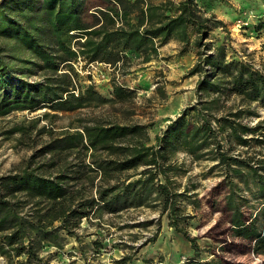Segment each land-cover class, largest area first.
<instances>
[{
	"label": "rangeland",
	"instance_id": "rangeland-1",
	"mask_svg": "<svg viewBox=\"0 0 264 264\" xmlns=\"http://www.w3.org/2000/svg\"><path fill=\"white\" fill-rule=\"evenodd\" d=\"M196 4L201 10L213 13L227 23L228 32L215 29L206 39L207 42L213 41L215 45L225 43L228 59L238 57L258 66L264 62V0H196ZM109 6L111 4L106 0H89L82 10V18L86 22H93L94 12ZM79 39L76 35L71 39L72 50L77 48ZM0 42L7 47V61L28 82H44L47 79H52L51 83L55 85L67 82L60 77L67 68L64 64L58 67L57 73L47 75V71L39 66L41 61L19 47L17 40L7 37L0 39ZM159 48L156 56L149 51L141 54L126 51L117 65L103 62L86 64L81 58L74 63L78 72L75 81L79 85L84 87L93 83L104 96L113 98L114 80L125 86L130 92L128 96L73 111H58L41 105L35 110L14 109L0 114V178L22 172L27 165L46 176H56L63 168L66 174L72 176L66 180L69 189L82 190L75 203H85L89 194L96 193V187L100 186L102 180V173L97 171V164L92 161L103 164L109 159L121 160L123 153L111 147H98L97 151L88 149L83 145L87 144L86 140L83 144L76 141L71 147L45 151L51 142L94 123L139 124L145 128L146 135H128L116 140V143L131 145L142 141L146 145L158 146L156 136L168 131L171 121L182 109L198 99V75H188L197 59L196 51L181 55L178 41ZM12 54L25 60L12 59ZM18 79L17 76L11 78L7 91H11V86ZM234 99L231 96L221 100L220 104L230 105ZM252 109L257 113H243L239 122L255 126L264 119V105L255 102ZM216 113L217 116L224 115L220 109ZM193 116V113L187 116L190 126L195 119ZM262 132L264 129L260 128L256 134L246 136L262 138ZM213 139L222 142L220 137ZM212 145L214 147L201 151L204 155L200 158L178 145L175 147L173 143L166 150L167 164L171 165L170 181H166L162 174L159 178L168 184L172 193L179 194L176 219L182 231L171 226L169 210H164L163 203L156 199L157 194H152L146 204L139 207H128L118 213L104 211L98 215L92 211L90 216L73 218L67 223L75 232L70 235L68 229L59 228L62 223L59 219L50 224V217L46 215L49 201L43 200L38 204V199L26 192L10 193L6 188V198L15 204L20 215L29 218L26 222L28 226L42 216L43 222L49 226L47 229L57 227L51 233L56 244L41 241L35 248L39 261L30 259L26 254L17 256L12 252L4 253L6 246L3 236L6 231L1 230L0 264H118L117 260L126 254L131 255L132 260L125 264H184L195 254L189 238H195L198 245L196 257L201 260L220 257L229 264H264V253L255 251V241L234 233L232 212L227 204L232 191L229 184L231 181L237 183L235 197L249 221L258 214L263 199L256 194L253 181L247 187L242 179L229 173L226 164L214 157L215 153H205L215 148L216 143ZM160 147L164 149L167 146L163 144ZM224 149L229 150V155L241 159L264 157L262 142L251 141L250 146L224 144ZM142 168L113 170L104 177L120 185L128 175L140 172ZM137 177L139 175L131 180ZM260 227L264 232V223ZM151 238L154 240L148 242ZM28 239H32L34 244L37 242L34 234H31V238H25Z\"/></svg>",
	"mask_w": 264,
	"mask_h": 264
},
{
	"label": "trees",
	"instance_id": "trees-1",
	"mask_svg": "<svg viewBox=\"0 0 264 264\" xmlns=\"http://www.w3.org/2000/svg\"><path fill=\"white\" fill-rule=\"evenodd\" d=\"M106 1L111 6L95 11L93 22H86L82 18V10L89 0H0V39L10 37L17 40L19 47L41 61L39 66L47 71V75L57 73L61 64L67 67L62 72L64 75L60 76L67 80L66 83L55 85L51 83L52 79L28 82L7 61V47L0 42V114H7L14 109L35 110L41 105H48L58 111H73L128 96L130 92L125 86L114 80L113 98L104 96L93 83L84 87L79 85L75 81L78 72L74 63L81 58L86 64L103 62L117 65L123 60L126 51L140 54L149 51L156 56L159 46L170 38L179 42L181 55L191 50L197 53L188 75H198V99L196 103L182 109L171 121L168 131L156 136L158 146L146 145L142 141L131 145L116 143V140L128 135L145 134V128L139 124L94 123L51 142L45 151L71 147L76 141L83 144L86 140L87 144L83 145L88 149L97 151L98 147H111L123 153L121 160L109 159L103 164L92 161L97 164V171L102 173V180L100 186L96 187L95 194L98 196L89 194L85 203H75L82 190L69 189L66 180L72 176L66 174L63 168L56 176H46L27 165L22 172L0 178V231H6L3 236L6 246L4 253L12 252L17 256L26 254L30 259L39 261L35 248L43 240L56 244L51 233L57 230V227L47 229L49 226L43 222L42 216L28 226L26 222L29 218L20 215L15 204L6 198V188L10 193L26 192L30 197L37 198L38 204L43 200L49 201L46 215L50 217V224L59 219L62 222L59 228L68 229L70 235L75 234L67 226L71 219L90 216L92 211L98 215L104 211L118 213L128 207H139L146 204L152 194H157L156 199L163 203V209L169 210L171 226L182 231L176 219L179 194L172 193L168 184L159 178L162 174L166 181H170L171 165L167 164L166 150L173 143L175 147L178 145L200 158L204 155L201 151L214 147V142L215 148L205 153H215L214 157L226 164L229 173L242 179L247 187L253 181L256 194L263 199L258 214L249 221L235 197L237 183L231 181L229 184L232 191L227 204L232 212L231 223L235 235L255 241V251L264 253V232L260 227L264 223V157L241 159L227 153L230 146L228 151L224 149V144L230 143L242 146H250L251 141L264 143V134L262 138L246 136L256 134L260 128L264 129V119L255 126L239 122L243 113H257L252 109L253 103L264 105V62L258 66L238 57L228 59L225 43L215 45L213 41L207 42L206 39L215 29L221 28L228 32L227 23L215 14L201 10L196 0ZM74 35L80 39L77 48L72 50L70 41ZM11 57L25 60L14 54ZM13 76L19 79L11 86V91H7ZM231 96L235 99L230 105L220 104L221 100ZM218 109L224 115L217 116ZM191 113L195 119L190 126L187 116ZM215 137H220L222 142L215 141ZM163 144L167 146L164 149L160 147ZM141 166L140 172L128 175L120 185L104 177L113 170L137 169ZM135 175L139 177L131 180ZM31 234L37 238L35 244L32 239L25 240L26 237L31 238ZM189 239L195 254L184 264H229L220 257L211 260L196 257L198 245L195 238ZM153 240L151 238L148 242ZM131 260L132 256L126 254L117 263L125 264Z\"/></svg>",
	"mask_w": 264,
	"mask_h": 264
},
{
	"label": "crops",
	"instance_id": "crops-1",
	"mask_svg": "<svg viewBox=\"0 0 264 264\" xmlns=\"http://www.w3.org/2000/svg\"><path fill=\"white\" fill-rule=\"evenodd\" d=\"M176 39L175 38H170L165 44H168L170 42H175L176 43ZM164 45V44H163ZM160 49V48H159ZM154 264V263H153Z\"/></svg>",
	"mask_w": 264,
	"mask_h": 264
}]
</instances>
